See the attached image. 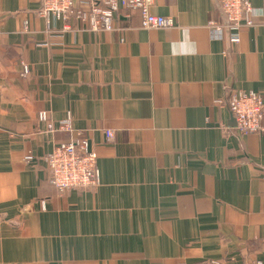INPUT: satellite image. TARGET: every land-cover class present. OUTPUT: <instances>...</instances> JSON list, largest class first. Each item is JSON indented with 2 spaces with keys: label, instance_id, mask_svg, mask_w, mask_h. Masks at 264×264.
I'll list each match as a JSON object with an SVG mask.
<instances>
[{
  "label": "crops",
  "instance_id": "crops-1",
  "mask_svg": "<svg viewBox=\"0 0 264 264\" xmlns=\"http://www.w3.org/2000/svg\"><path fill=\"white\" fill-rule=\"evenodd\" d=\"M251 2L231 43L209 26L217 0H153L174 26L122 9L97 32L0 0V264H264V130L239 133L226 103L264 98ZM80 136L99 183L61 192L45 156Z\"/></svg>",
  "mask_w": 264,
  "mask_h": 264
},
{
  "label": "built area",
  "instance_id": "built-area-1",
  "mask_svg": "<svg viewBox=\"0 0 264 264\" xmlns=\"http://www.w3.org/2000/svg\"><path fill=\"white\" fill-rule=\"evenodd\" d=\"M217 3L225 15V20L209 22L214 37L223 39L227 36L231 43H237L240 40L241 27L256 25L253 20L256 9L251 0H217ZM152 5L153 0H42L39 13L64 20V28H69L68 20L74 18L93 32L116 30L115 17L122 9L138 10L144 29L174 26L175 20L172 16L154 14L151 11ZM26 71L27 67L24 68V72ZM226 103L239 133L248 135L264 130V98L260 94L231 89L227 92ZM39 117L48 122L49 131L55 130L47 112L40 113ZM63 128L68 129L70 125L66 123ZM107 135L111 138L113 133L107 132ZM45 160L51 182L61 192L91 189L99 183L96 154L90 150L89 138L86 136L58 143L45 156Z\"/></svg>",
  "mask_w": 264,
  "mask_h": 264
}]
</instances>
